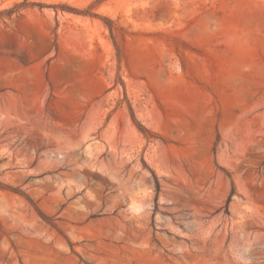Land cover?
<instances>
[{"label":"rangeland","instance_id":"374dc122","mask_svg":"<svg viewBox=\"0 0 264 264\" xmlns=\"http://www.w3.org/2000/svg\"><path fill=\"white\" fill-rule=\"evenodd\" d=\"M0 264H264V0H0Z\"/></svg>","mask_w":264,"mask_h":264}]
</instances>
